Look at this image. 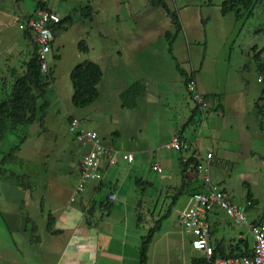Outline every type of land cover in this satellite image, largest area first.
Instances as JSON below:
<instances>
[{
    "label": "rangeland",
    "instance_id": "obj_1",
    "mask_svg": "<svg viewBox=\"0 0 264 264\" xmlns=\"http://www.w3.org/2000/svg\"><path fill=\"white\" fill-rule=\"evenodd\" d=\"M9 1L0 0V5L10 10L15 2ZM223 1L164 0L176 19L173 21L162 8L151 6L147 0H46L48 8L69 20L60 28L62 43L53 50L55 57L47 53L57 81L46 89L49 106L43 127L38 122L29 125L13 154L7 153L8 145H0V264H55L72 253V243L66 240L75 233L80 213L75 210L78 201H69V196L78 180V160L84 148L67 130L69 115L79 119L85 128L95 130L103 144L118 152L116 164L109 166L112 173L104 176L103 171L100 198L95 197L98 202L84 216L92 228L89 240L84 242L98 255V262L104 264L107 259L100 254L109 252L127 261L133 255L135 260L126 264H139V249L133 245H140L141 236L152 227L142 264H192L191 254L199 252L191 249L188 236L172 226L175 210L183 205V199L178 198L166 214L174 193L165 197L163 185H159L169 171L178 173L177 162L174 166L162 164L161 158L177 154L163 148V139L179 127L184 114L190 117L189 107L193 105L188 96L182 105L183 97L174 95V87L184 89L178 70L186 75L193 73L200 94L212 89V80H217L218 92L227 91L233 86L231 80H256L257 54L263 52L264 46V0H252L248 9L240 10L238 19L232 11L220 12ZM30 2L33 1L22 0L21 7ZM79 40L84 41L85 51L78 48ZM83 60L97 63L101 77L96 99L76 107L70 100L68 73ZM136 80L144 87V96L135 108L122 107L119 91ZM199 117L195 113L194 124L186 125L187 139ZM122 151L132 152V162L120 159ZM154 160L161 162L159 173L150 168ZM134 173L137 181L148 180L149 185L138 188ZM97 182L86 181L78 196L90 192V186ZM248 186L255 201L253 209H263L264 173L231 177L225 189L242 199V191ZM119 189L125 192L126 207L111 210L105 194ZM132 189L136 194L128 197ZM136 198L140 208L138 214H133L128 202ZM71 207L75 212L69 211ZM64 212L68 214L65 224L51 231L45 229L47 213ZM137 215L138 225L133 221ZM25 216L29 219L25 220ZM224 224L234 230L240 227L227 221ZM32 225L37 228L31 229ZM70 257L69 264L82 260L80 255ZM121 260H110L108 264H120Z\"/></svg>",
    "mask_w": 264,
    "mask_h": 264
},
{
    "label": "crops",
    "instance_id": "obj_2",
    "mask_svg": "<svg viewBox=\"0 0 264 264\" xmlns=\"http://www.w3.org/2000/svg\"><path fill=\"white\" fill-rule=\"evenodd\" d=\"M13 1L15 3L11 5L12 8L10 10H6V8L0 5V99L7 94L15 77L25 73L26 64L33 54V44L26 33L21 32L18 30V28L14 30L13 27L17 26V21L19 18L32 12L34 3L30 2L25 7H21L22 0H11L9 2L12 3ZM13 24H15V26ZM55 29V34L51 41L50 47L52 57H55L53 50L57 46H61L62 43L60 38V28L55 27ZM257 59L262 64H264V52L257 54ZM49 65L51 66L52 81L55 83L57 80L54 75L53 64L49 63ZM258 69L259 65L257 63V74L259 71ZM193 81L196 87L194 77ZM209 81L211 80H208V82ZM216 81L217 80H212L211 84L209 82V85L212 87V89L207 87L208 90L204 89V92H201V94L207 97L209 102H206V107L203 110H200L204 111V116L202 119L196 121V131L195 129H192L193 132L189 134L191 138L187 139L184 136V130L187 128L186 125L194 124V120L192 118L190 120L189 118L187 119L186 113L179 121V127L176 130L172 129L170 133L166 135L165 139H163V142L167 141L172 133L178 132V130H180L179 132L181 136L190 141L193 146L186 151L175 154L177 155V159H175V155H169L168 158H161L163 165L174 166L178 163V173L175 174V172L169 171V173L164 175L159 182V185H163L161 191L163 190L165 197L171 196L169 192L176 193V199L171 202L166 213L168 214L169 210H171V208L175 205L178 198H182L184 204L185 198L189 193L196 190H204V186L201 185L200 178L193 169L186 168L183 170V172L181 171L182 167L186 166L184 161L190 158L192 152L195 150L201 155H203L205 152L212 153V158L210 159L209 163L211 180L223 189L224 193L228 196L232 203L243 208L244 214L248 221H256L260 217L261 211L264 208L261 210L258 208L253 209L255 201H253L251 197L252 192L250 186L242 191V199L230 195L225 188L229 186L230 178L236 175L244 178V176L249 173L255 175L258 173H264V104L261 103L264 101V84L259 83L256 80H242L239 83L238 80H231L237 84L238 88H236L233 83V86L229 89H226L224 86L222 87L227 91L221 89L222 91L218 92ZM221 82H225V80H220V83ZM177 84L178 82L176 83V86ZM181 84L184 86V80H181ZM173 92L177 97H179V95L183 97L181 101L183 105L186 96H188L185 89H179L177 86L174 87ZM144 94L142 96H144ZM45 96L44 99L47 100L48 107L49 101L45 98ZM142 96L136 98V102H138ZM135 106H137V103H135ZM135 106L133 108H135ZM191 106L192 107L188 106L189 113H193V116L195 113H198L200 116L199 113L201 112L193 110V105ZM202 125H204V130ZM193 126L194 125H192V127ZM202 138L204 139V142L200 140ZM84 151L85 148L82 150V153ZM156 162L159 164V166L161 165V162ZM109 166L111 165H107L105 162L102 163L101 171H104V176H106L107 173H112L111 171L109 172ZM134 174H136V176H133V180L136 182L138 175L137 173ZM109 176L110 175H108L107 178ZM102 181L103 178L100 183L97 182L90 186V192L79 196L77 195L78 199L76 197L73 200L78 201V205L75 210L77 211V214L80 213V221L73 230L75 233L72 232L71 234V237H75L67 238L66 242L72 243L70 244L72 246V253L68 252L67 254L70 256H82V260L78 261L79 263L77 264H102L101 260L98 262V255L92 253L90 250L88 246L89 243L84 242L85 240H89V235L92 230V228H90L91 225L89 223L86 224L87 222L84 216L88 214L90 206L93 205L95 207L96 202H98V199H95V197L100 198L98 192ZM244 182L246 181L244 180ZM148 183V180H144V182L136 186L138 188H146ZM244 185L248 184L244 183ZM110 193L112 192L109 191L105 194V200L111 205V210H117L121 209V207H126L125 205L127 204V198L124 196V190L119 189L114 191L112 197H109ZM127 193L128 197L133 193L136 194L134 189H132V192L128 190ZM245 200H249L251 204L245 206ZM128 203L129 209L132 211V213H137L140 208L137 203V198L134 199V201L130 200ZM119 205L121 206L119 207ZM182 206L175 210L174 218ZM75 210L73 207L69 209L70 212H75ZM106 213L108 215L109 211ZM54 216L55 220L52 224V227L54 228H60L63 224H65L68 218V214L66 212H64V214L57 213L54 214ZM136 217L134 216L133 221H135L134 224L138 225V222H136ZM206 220L209 225L208 242L212 248L214 257L227 258L250 254L252 241L246 226L239 224L240 227H236L235 230L232 229L230 226L224 224V222L227 221L231 225L234 223L221 210L218 209H213L211 212H209L206 215ZM188 243L190 245V242ZM135 247L138 249L139 245L135 243L133 248L135 249ZM191 249L199 252L197 255L191 254L192 264H199L202 262L200 260L202 258L200 251L195 250L192 247ZM100 255L102 258L107 259L104 264H108L110 260L114 261L115 259L119 261L122 259V256L116 255V253L105 252ZM70 256H68L66 259H64V256L59 258V261L55 264H69V260H72L70 259ZM133 260H135V256L132 255V260L131 258L129 261L122 259L120 264L123 262L124 264H126V262L131 263Z\"/></svg>",
    "mask_w": 264,
    "mask_h": 264
},
{
    "label": "built area",
    "instance_id": "obj_3",
    "mask_svg": "<svg viewBox=\"0 0 264 264\" xmlns=\"http://www.w3.org/2000/svg\"><path fill=\"white\" fill-rule=\"evenodd\" d=\"M34 1L36 3L45 2V0ZM59 18L54 11L37 5L31 14L19 18L17 21L18 29L27 34L34 46L37 67L46 88L53 87V81L48 74L47 61V53L50 51L53 38L50 25L57 23ZM256 81L264 84V70L257 74ZM184 89L200 109L205 107L206 100L195 89L193 79L186 80ZM261 103L264 104V101ZM67 130L76 142L87 148L78 160L79 176L74 190L80 191L86 181L96 180L101 176L100 167L103 162L107 165L116 162L118 152L103 145L97 132L85 128L76 117H71L68 120ZM189 145L175 134H172L163 144L166 149L176 150L188 148ZM119 155L126 162L132 160V153L129 151L122 152ZM211 156V152H206L202 157L204 162L195 164V172L201 174L202 183L206 186V189L192 192L186 196L183 206L178 210L173 220V226L181 234L189 237L193 249L200 251L203 261L199 264H264V209L256 221H248L243 208L232 203L220 187L211 183L207 164V159ZM152 170L157 173L160 172L159 165L153 163ZM250 204L249 200H245V206ZM213 209L221 210L234 224L246 226L252 241L249 255L227 258L211 257L212 248L208 242L209 225L206 215Z\"/></svg>",
    "mask_w": 264,
    "mask_h": 264
},
{
    "label": "trees",
    "instance_id": "obj_4",
    "mask_svg": "<svg viewBox=\"0 0 264 264\" xmlns=\"http://www.w3.org/2000/svg\"><path fill=\"white\" fill-rule=\"evenodd\" d=\"M32 1L34 3V8H33L32 12L34 11V9L37 5H39L40 7L44 6L46 9L52 10L51 8L47 7L46 0H45V2H42V3H40V2L36 3L34 0H32ZM147 1L151 6L162 8L165 11L166 15L170 16L173 21L176 20L167 10V7H166L164 0H147ZM251 3H252V0H224L220 5V12L224 14V13H227L228 11H232L235 14V18L238 19L240 17V12H241L240 10L242 8L248 9L250 7ZM31 13H29V14H31ZM29 14H27V15H29ZM27 15L22 16L21 18L27 17ZM68 20H69L68 16H64L62 18L60 17L59 21L57 23L50 25V27L52 28V31H53V36H54L55 30H56L55 27L61 28V25L64 22H68ZM77 45L81 51L86 50V45H85L83 40H79ZM262 51L264 52V46H263ZM259 62H258V65H259L258 73L264 70V64H262L261 62L259 63ZM178 71H179V74L183 77L184 84H185L186 80L193 79L192 74L186 75L184 73V71H182V70H178ZM48 74H49L51 80H53L52 74H51V66L49 65V63H48ZM68 77H69V81H70L71 88H72V94H71V98H70L72 105H74L76 107H83V106L90 104L93 100L96 99V97L98 95L97 84L100 81V77H101V70H100V67L98 66L97 63L90 61V60L80 61V62L76 63L69 70ZM46 89H48V88L45 87V84L43 83V77L40 74L38 67H37V60H36L35 50H34V46H33V54L26 64L25 73L15 77V79L13 80L7 94L3 98L0 99V145H4V144L8 145V152H7L8 154H13L16 150L19 149L20 144L23 142V140L25 138L26 129L28 128L29 125H31L34 122H38V125L41 128L43 127L42 123H43V119L46 115L47 105H48L47 100L44 99ZM195 89H196V87H195ZM143 94H144V87L142 86V84L139 81L131 82L128 86H126L124 89H122L119 93L120 105L122 107H125V108H133L135 106V103H136V98L142 96ZM187 95H188L190 101H192L190 98V94L187 93ZM192 104H193V110H196V111L203 110L206 107L205 106L203 109H200L198 107V105L196 103H194L193 101H192ZM200 112L201 113H199L200 114L199 118L202 119L204 116V111H200ZM192 115H193V113L190 114L189 120L192 118ZM71 117H74V116L69 115L67 117V123ZM179 131L180 130H178V132H175L172 134H175L178 138L185 140L190 145L188 146V148H185L182 150L181 149H179V150L167 149V150H172L176 153H180V152H183V151L190 149V147H193L192 144L190 143V141L186 140L185 138H183L181 136ZM100 142H101V138H100ZM163 144H162V146H163ZM83 147L85 148V150L87 149L85 146H83ZM163 148H164V146H163ZM122 152H125V151H122ZM122 152H120V153H122ZM204 154L201 155L194 150L191 154V157L184 161V164L186 166L182 167L181 171L183 172V170H185L186 168H190V169H193L195 172V164H197L198 162H204V160L202 158L204 156ZM211 158H212V156H211ZM211 158L207 159L209 172H210V164L209 163H210ZM120 159H121V157H120ZM132 160H133V154H132ZM132 160L130 162H132ZM116 162H117V160H116ZM116 162L114 164H116ZM130 162H127V163H130ZM153 163H157V162L156 161L151 162V164H150L151 170H152V164ZM108 165H113V164H108ZM101 169L102 168L100 167L101 176L98 179H96V181L98 180L99 183L101 181L102 174H103ZM152 171H154V170H152ZM160 171H161V168H160ZM197 175L200 178L201 185L204 186V184L202 183L201 174L197 172ZM209 179H210L211 183L220 187L218 184L214 183L211 180L210 173H209ZM140 183L141 182L136 181V185H139ZM148 185H149V183L147 184V186ZM205 189H206V186H204V190ZM83 190H84V185H83L82 190H80V191H76L73 188V194H71L69 196V201H73L75 198L74 196L80 194ZM176 190H178V189H176ZM204 190H196L194 192L204 191ZM110 195L113 196L112 193H110ZM172 197H173V200L176 199V193H175V195L173 194ZM168 209H169V206H168L167 210ZM89 213L90 212L88 211V214ZM166 214H164V215H166ZM46 218H47V220H46L45 229L51 231L52 224L54 223V220H55V216L53 213H47ZM137 218H138V216L136 217V219ZM28 219L29 218L27 216H25V220H28ZM86 222H87L86 224L89 223L87 218H86ZM35 228H37V227L35 225H32L31 229H35ZM152 234H153V228L151 227V228H148V231L145 235L141 236V244L138 247V249H139L138 250L139 251V256H138L139 264H142V262L145 258V251L147 249L148 243L150 242V240L152 238ZM211 257L212 258L214 257L213 253H212ZM200 260L203 261V258H201Z\"/></svg>",
    "mask_w": 264,
    "mask_h": 264
}]
</instances>
